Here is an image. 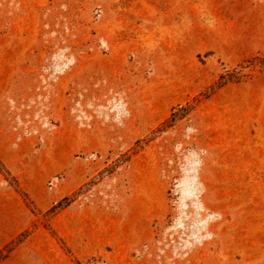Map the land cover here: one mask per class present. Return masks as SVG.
I'll use <instances>...</instances> for the list:
<instances>
[{"label": "rangeland", "instance_id": "obj_1", "mask_svg": "<svg viewBox=\"0 0 264 264\" xmlns=\"http://www.w3.org/2000/svg\"><path fill=\"white\" fill-rule=\"evenodd\" d=\"M85 3L82 14L59 12L58 43L40 80L44 86L61 84L77 58L91 60L96 79L88 88L75 87L65 94L66 107L59 110L58 121L59 131L68 127L80 141L75 143V161L87 172L66 174V143L59 139L56 161H51L55 172L47 186H62L61 198L40 211L0 163V184L11 186L31 213V220L16 230L0 211V264H82L83 255L67 245V231L84 228L94 238L101 214L92 204L99 199L113 208L118 201L128 209L137 189H143L139 200L148 198L144 189H151L147 180L154 175L165 181L170 212L144 252L158 263L178 264L194 250L209 247L216 233L232 228L223 213L206 203L200 177L205 159L223 155L231 136L221 137L216 146L209 134L200 138L199 130L234 126L233 140L240 143L245 124L252 119L256 124L264 112L259 109L264 103V46L247 36L249 12L252 7L264 11L263 0ZM103 58L112 59L116 69L107 63L100 68L99 80L97 66ZM119 74L130 77L131 93L120 90ZM179 121L180 136H168ZM81 179L84 182L67 193ZM250 181L249 209L234 228L248 233L249 245L243 261L235 264H264V175L253 173ZM66 198L70 201L63 208L51 210ZM77 200L75 214L90 203L84 223L68 222L73 213L67 215L65 208ZM70 241L75 247L79 238Z\"/></svg>", "mask_w": 264, "mask_h": 264}, {"label": "crops", "instance_id": "obj_2", "mask_svg": "<svg viewBox=\"0 0 264 264\" xmlns=\"http://www.w3.org/2000/svg\"><path fill=\"white\" fill-rule=\"evenodd\" d=\"M86 9L85 0H0V163L40 211L50 209L61 198L62 186L50 189L47 186L51 173L55 172L51 170V161H56L59 139L66 143V174L87 172V167L75 161L79 152L75 143L80 141L68 127L59 131L58 121L59 110L66 107L65 94L75 87L88 88L91 80L96 79L91 76V60L87 56L77 58L61 84L44 86L40 80L41 69L51 55L52 47L58 43L59 12L82 14ZM249 17L247 36L251 43L264 46V11L252 7ZM83 27L77 25L82 34L85 32ZM107 63L116 69L112 59L103 58L101 67L97 66L99 80L100 72H103L100 68ZM117 78L121 82L120 90L131 93L132 87L127 84L130 77L119 74ZM259 105L264 111V103ZM156 108L146 107V110ZM253 121L245 124L247 132L242 129L240 143L233 140L234 126L212 125L208 130H199L200 138L209 134L216 146L221 137L231 136V143L226 145L223 155L210 154L205 159L200 177L206 203L212 210L223 213L232 228L216 233L209 247L194 250L188 260L178 264H235L239 259L243 261L249 236L246 231L234 229L235 223L244 221L249 209L251 174L264 175V112L259 114L256 124ZM182 125L179 121L167 131V135L180 136ZM84 180L69 187L67 193ZM147 181L152 186L150 190L144 189L148 198L139 200L137 195L143 189H137L135 199L128 209L124 208L125 212L122 202L118 201L113 208L99 199L92 204L101 214L94 238L91 239L84 228L67 231V245L72 253L83 255L82 264H167L156 262L144 252L150 249L158 228L170 212L163 177L160 179L154 175ZM43 194L45 199L41 197ZM89 205L82 204L81 214L74 212L79 206L78 200L67 206L66 214L73 213L68 222L80 220L84 223ZM0 211L15 223L16 230L21 228L20 223L31 220V213L8 184H0ZM75 236L79 241L74 247L70 238ZM87 259H92V263H87Z\"/></svg>", "mask_w": 264, "mask_h": 264}, {"label": "trees", "instance_id": "obj_3", "mask_svg": "<svg viewBox=\"0 0 264 264\" xmlns=\"http://www.w3.org/2000/svg\"><path fill=\"white\" fill-rule=\"evenodd\" d=\"M169 126H171V123H169ZM65 204H62V202H59L55 207H53L51 210H57V209H61L63 208V206H65L70 200L68 198H66L65 200Z\"/></svg>", "mask_w": 264, "mask_h": 264}]
</instances>
